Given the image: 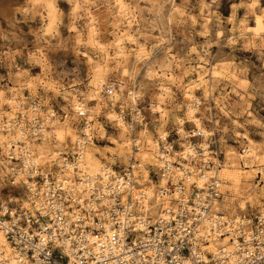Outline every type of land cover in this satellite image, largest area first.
<instances>
[{
	"label": "clouds",
	"instance_id": "clouds-1",
	"mask_svg": "<svg viewBox=\"0 0 264 264\" xmlns=\"http://www.w3.org/2000/svg\"><path fill=\"white\" fill-rule=\"evenodd\" d=\"M0 264H264V0H0Z\"/></svg>",
	"mask_w": 264,
	"mask_h": 264
}]
</instances>
